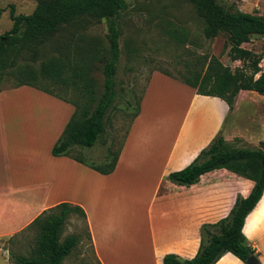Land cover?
I'll return each instance as SVG.
<instances>
[{"label": "crops", "instance_id": "0c3cea01", "mask_svg": "<svg viewBox=\"0 0 264 264\" xmlns=\"http://www.w3.org/2000/svg\"><path fill=\"white\" fill-rule=\"evenodd\" d=\"M21 87L0 90V242L66 203L84 211L98 264H162L168 254L188 260L197 254L201 225L225 218L236 197L246 198L254 185L223 169L189 187L169 182L170 173L186 168L216 136L246 151L261 150L264 139L249 128L226 131L230 110L223 100L198 95L162 72L150 75L109 175L53 156L74 106ZM10 97L14 102L7 107ZM242 233L264 264V191ZM216 264L243 263L228 253Z\"/></svg>", "mask_w": 264, "mask_h": 264}, {"label": "trees", "instance_id": "16d2710c", "mask_svg": "<svg viewBox=\"0 0 264 264\" xmlns=\"http://www.w3.org/2000/svg\"><path fill=\"white\" fill-rule=\"evenodd\" d=\"M188 1L203 20L205 38L212 39L220 34L225 35L230 59L251 61L253 74L246 75L241 71L232 73L217 58L212 57L204 70L194 69L186 75H181L178 80L194 89L198 95L220 98L229 110H232L234 101L241 91L255 92L264 97V71L258 67L262 57L242 47L243 44L250 42L251 37L264 40V15L245 13L234 7L225 8L218 0ZM127 7L126 0H41L28 15H14L11 8L12 26L7 32L0 34V69H3L8 67L9 61L23 53L31 51L36 53L62 26L71 25L87 17L106 20L109 57L103 67L104 91L95 106L92 98L89 103L81 106L65 100L52 89L40 84L41 76L53 85H66L63 75L65 71H69L72 72L69 73L72 83L81 80L89 87L84 65L80 63L72 65L69 60L65 62L61 58H53L42 62L40 73L30 71L20 73L19 76L24 81L17 85L36 88L64 99L74 106V113L51 153L55 157H70L101 175H109L114 171L124 140L118 150L110 152L100 164L88 163L70 153L74 147H93L104 132L103 121L115 97L113 78L120 57L117 19ZM162 73L172 77L167 72ZM138 112L137 106L131 122ZM222 169L252 181L254 185L249 195L246 198L237 196L225 218L213 224L201 225L199 248L194 258L187 260L168 254L162 258V264H216L227 253L232 254L243 264H246L251 256L256 259L254 250L242 233V228L246 217L259 202L264 191V141L261 143V150L246 151L231 147L221 136H216L186 168L170 173L168 180L174 185L189 187L198 183L202 175ZM73 214L85 222L84 211L80 207L66 203L40 214L27 228L36 229V245L29 256L14 257L15 264H62L79 242L75 235L60 240L65 222ZM87 236L90 241L88 231Z\"/></svg>", "mask_w": 264, "mask_h": 264}, {"label": "rangeland", "instance_id": "374dc122", "mask_svg": "<svg viewBox=\"0 0 264 264\" xmlns=\"http://www.w3.org/2000/svg\"><path fill=\"white\" fill-rule=\"evenodd\" d=\"M39 1L41 0H0V34L7 32L12 26L11 8L14 15H28L34 11ZM126 1L127 10L117 19L120 57L113 78L115 97L103 121L104 132L93 147H74L70 153L88 163L100 164L105 156L110 152H116L123 140L125 141L132 124L134 109L138 106L140 110L141 100L152 73L167 72L172 76H168L169 78L181 83L178 80L181 75H186L194 69L204 70L207 62L214 57L232 73L241 71L246 75L253 74L251 61L230 59L225 35L220 34L212 39L205 38L203 20L188 0ZM218 2L225 8L234 7L245 13L264 15V0H218ZM242 47L262 57L258 67L264 71V40L251 37L250 42L243 44ZM108 57L106 20L87 17L71 25L62 26L36 53L32 51L23 53L9 61L8 67L0 69V90L10 89L9 92H14L22 88L17 86L24 81L20 78V73L30 71L38 74L42 62L61 58L65 62L69 60L72 65L78 63L84 65L89 87L81 80L72 83L69 74L72 72L69 71H65L63 75L66 85H53L41 76L40 84L52 89L65 100L81 106L89 103L92 98L95 106L104 91L103 67ZM255 77L257 78L258 74ZM44 93L42 94L51 97ZM238 95L230 110L226 131L233 133L240 127L249 128L257 138H260L259 140H263L264 97L254 92H247L239 97ZM8 102L7 107L14 99L10 97ZM139 226L145 239L143 223H139ZM70 235L77 236L79 242L62 264H98L88 240L85 223L75 214L66 220L60 240ZM36 236V229L31 228L14 238L1 241L0 258L3 261L0 260V264H15L14 257L29 256L36 245Z\"/></svg>", "mask_w": 264, "mask_h": 264}, {"label": "water", "instance_id": "95a60500", "mask_svg": "<svg viewBox=\"0 0 264 264\" xmlns=\"http://www.w3.org/2000/svg\"><path fill=\"white\" fill-rule=\"evenodd\" d=\"M246 264H257V261L253 256H251L247 259Z\"/></svg>", "mask_w": 264, "mask_h": 264}]
</instances>
